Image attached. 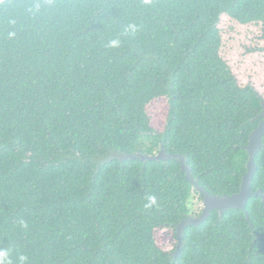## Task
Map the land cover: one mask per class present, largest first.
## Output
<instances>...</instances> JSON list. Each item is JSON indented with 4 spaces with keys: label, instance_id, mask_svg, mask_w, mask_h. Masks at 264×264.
<instances>
[{
    "label": "trees",
    "instance_id": "trees-1",
    "mask_svg": "<svg viewBox=\"0 0 264 264\" xmlns=\"http://www.w3.org/2000/svg\"><path fill=\"white\" fill-rule=\"evenodd\" d=\"M263 102L264 0H0V249L11 264H171L203 195L177 161L108 156L163 145L211 195L236 194ZM255 162L264 193V148ZM184 241L180 264H264V198Z\"/></svg>",
    "mask_w": 264,
    "mask_h": 264
},
{
    "label": "water",
    "instance_id": "water-1",
    "mask_svg": "<svg viewBox=\"0 0 264 264\" xmlns=\"http://www.w3.org/2000/svg\"><path fill=\"white\" fill-rule=\"evenodd\" d=\"M260 122L256 129H254L249 136V143L246 150L249 154V161L247 163V172L242 179L241 187L238 193L233 195H211L199 184V180L192 176V168L189 166L188 158L181 155H171L161 145L160 151L155 155L137 153V154H118L111 153L108 156V160L114 159L124 162L127 160H139L144 163L149 161L154 162H167L170 160L177 161L181 165V170L186 173V178L191 182L197 191L203 195V211L199 216L188 217L182 221L176 228L177 230V249L170 255L171 264H180L178 258L185 246V235L188 227H200L205 221H207L213 212L217 211L221 217H223L230 210L244 211L246 212L248 202L252 197H263L264 193L259 190L253 192L252 182L255 173L258 169L256 165V157L260 151L264 148V102L262 103V113L259 116Z\"/></svg>",
    "mask_w": 264,
    "mask_h": 264
},
{
    "label": "rangeland",
    "instance_id": "rangeland-1",
    "mask_svg": "<svg viewBox=\"0 0 264 264\" xmlns=\"http://www.w3.org/2000/svg\"><path fill=\"white\" fill-rule=\"evenodd\" d=\"M156 119L161 120V116L155 115ZM203 200L199 193H194L190 201V213L192 216H199L203 211ZM176 242L173 239L172 232H166L163 240V247L166 251H173Z\"/></svg>",
    "mask_w": 264,
    "mask_h": 264
},
{
    "label": "clouds",
    "instance_id": "clouds-1",
    "mask_svg": "<svg viewBox=\"0 0 264 264\" xmlns=\"http://www.w3.org/2000/svg\"><path fill=\"white\" fill-rule=\"evenodd\" d=\"M129 29L135 32L136 30L135 25H129ZM11 35H14V34L10 33V36ZM119 44H120L119 40H112L109 43V47L116 48V47H119ZM158 207H159V202L157 200V197L155 195H148L146 197L144 208L148 210V209H153V208H158ZM25 261H26V258L21 257V264H25ZM0 264H11V261L9 259L8 250L0 249Z\"/></svg>",
    "mask_w": 264,
    "mask_h": 264
},
{
    "label": "flooded vegetation",
    "instance_id": "flooded-vegetation-1",
    "mask_svg": "<svg viewBox=\"0 0 264 264\" xmlns=\"http://www.w3.org/2000/svg\"><path fill=\"white\" fill-rule=\"evenodd\" d=\"M261 121V120H260Z\"/></svg>",
    "mask_w": 264,
    "mask_h": 264
}]
</instances>
